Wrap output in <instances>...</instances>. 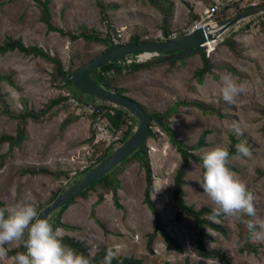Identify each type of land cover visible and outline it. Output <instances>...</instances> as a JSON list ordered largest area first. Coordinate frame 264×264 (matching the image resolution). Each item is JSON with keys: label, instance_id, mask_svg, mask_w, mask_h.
Here are the masks:
<instances>
[{"label": "rangeland", "instance_id": "374dc122", "mask_svg": "<svg viewBox=\"0 0 264 264\" xmlns=\"http://www.w3.org/2000/svg\"><path fill=\"white\" fill-rule=\"evenodd\" d=\"M202 1L206 3V0ZM0 3V43L6 36L19 38L24 45L41 47L50 56L58 57L65 68L72 69L81 66L90 56H95L105 49L104 44L86 43L81 38L71 42L67 36L48 31L45 24L39 20V9L34 0H0ZM99 3L103 10L100 9ZM189 4V0L178 2L179 14L183 18L187 16ZM49 6L52 23L56 27L73 31L84 25L87 29L99 32L101 36L119 31L124 42H127L133 26L146 25L152 30V22L159 20L158 11H154L146 0H51ZM234 11L233 8L223 10L219 19L230 16ZM190 14L186 23L192 18ZM156 30H153V34H156ZM146 38H151V33ZM227 38L235 41V51L225 44ZM208 46L211 50L213 44L209 43ZM196 54L197 60L193 59V54L184 59L180 58L171 69H168L170 65L167 62L157 65L152 72L150 67L127 75L125 80L119 81L120 86L125 89L126 96L150 111L161 112L177 100H196L217 110L203 113L193 106H179L169 118L170 127L186 144L196 143L202 132L208 130L209 133L205 137L208 145L193 151L200 157L204 151L216 146L228 148L232 135L237 139L236 145L245 143L252 153L251 157L231 155L229 164L234 169L230 170L247 183L248 188L255 194L258 213L264 214V30L243 32L240 28H232L225 32L223 40L218 42L208 55L205 53L215 67L212 73L203 77L201 83H198L193 75L195 67L201 66L200 55ZM51 71L52 63L43 57L23 55L18 50L0 55V74L8 76L12 82L10 84L7 80L0 81V94L7 104L8 112L20 115L24 110H29L39 114L44 105L49 100L61 96L63 90L70 91L81 100L82 93L77 88L67 84L68 82L63 83L64 87H61L59 80L51 79ZM226 73H230L238 82L247 84L248 90L239 97L235 105L226 104L218 94L221 78ZM94 79L99 81L96 76ZM89 99L100 105L106 102L94 97ZM106 104L113 108L112 103ZM57 106L60 111L53 118L40 123L27 119L25 138L19 147L10 150L6 142L0 144V155L10 152L5 159L0 157L3 162L0 164V201L5 203V208L24 200L38 207L48 202L53 192L61 187L60 179L54 180L42 174L23 176L19 173L21 168L36 166L51 171L65 170L68 173L73 166L79 164L77 161L83 158L82 147L85 145L81 140L86 137V128L77 123L61 129L60 122L70 110L60 107V104ZM115 108L123 112L125 110L120 106ZM54 109L55 107L51 111ZM233 120L248 124L243 136H236L227 130V123ZM134 121L137 125L136 119ZM16 126L17 119L3 112L0 104V135H14ZM157 128L154 130L159 132L158 136L148 137L144 142L154 185L151 198L158 208L161 221L167 224L165 229L183 245V252L168 248L160 235H157L152 243V252L146 248L147 233L152 232L154 220L142 200L145 176L138 162L124 167L119 175L120 188L117 190V199L121 208L116 207L110 192H105L103 200L96 204V197L101 191L98 186L89 192L86 199L76 198L75 202L62 212L61 220L74 229L58 227L62 230L61 236L68 235L82 241L91 256L98 251L112 248L118 251L117 257L140 259V264H185L186 259L191 264H212L214 260L216 264H220L216 259H205L197 254L193 245L192 218L183 214L179 221L175 219L172 188L180 156L170 144L168 136ZM121 144L122 142L115 144L109 152ZM64 158H68V167L61 164ZM199 165L200 163L194 160L189 161L185 175L184 201L196 209L202 206L211 208L206 195L199 187ZM85 171H79L69 182L75 181ZM91 213L102 226L91 220ZM216 221L220 222L227 234L222 235L207 229L214 238L213 242L208 244L210 247L226 251L231 264H264V242L251 240L258 247L255 254L240 252L237 246V221L223 216ZM17 246L6 245L8 256L0 260V264H12L11 258L15 254L11 251Z\"/></svg>", "mask_w": 264, "mask_h": 264}, {"label": "trees", "instance_id": "16d2710c", "mask_svg": "<svg viewBox=\"0 0 264 264\" xmlns=\"http://www.w3.org/2000/svg\"><path fill=\"white\" fill-rule=\"evenodd\" d=\"M38 9H39V20L45 24V27L48 31H55L60 33L61 35L67 36L69 38V41L74 42L78 39H83L86 41V43H100L105 45V49L109 48L112 44L110 41L111 34H106V36H101L99 32H96L94 30L87 29L86 26L81 25L80 27H77L76 30H65L61 27H56L52 23V15L50 11V2L51 0H34ZM152 7L157 9L160 14L162 15V22L159 25L160 27V37L158 38H146V36L149 34V29L145 27L144 25H135L133 26L132 32L129 34V37L127 39V42H141L145 40H164L167 39L168 35L171 32V29L169 27V20L172 13V2H168L167 0H146ZM2 3H0V6ZM100 9L103 10L102 5L99 3ZM245 8H235L236 11H243L246 10ZM191 13V14H190ZM189 14L191 15V22L196 16L192 12V10H189ZM264 14V12H263ZM188 22V23H189ZM125 43V42H124ZM225 44L231 49L232 51L236 50V44L235 41L231 38H227L225 40ZM18 50L23 55H32V56H39L43 57L49 62L52 63V71H51V79L53 81L59 80V83L61 87L63 86V83L68 82L71 75L80 67H77L76 69H72V67L65 68L62 61L55 56H50L47 52H45L41 47L36 45H24L22 41L18 39H13L10 36H6L4 40L0 43V55L5 54L8 51ZM194 53L193 52L185 56H179V57H170L168 60H162V61H154V62H135L132 63L130 66L126 67L124 70L123 67H121L117 61H110L107 63H104L99 68L95 70V76L96 78H99V81L97 83L104 88L114 91L117 94L125 95V89L120 85V82L125 78L127 75H132L136 71L146 70L152 66H157L162 63H167L170 65L168 69H171L172 66L178 59H184ZM201 58V66L198 68H195L193 70V75L196 78L198 83H201L203 81V77L206 74L212 73L213 68L215 67L211 62L208 56L205 55V53H198ZM94 56H90L85 62H83L81 65L88 62L90 59H92ZM119 59V58H118ZM72 66V65H71ZM233 73H235V70H231ZM106 72H109V75L106 74ZM1 80H7L8 83L12 84L10 78L5 75L0 74V81ZM97 80V79H96ZM120 81V82H119ZM126 96V95H125ZM128 97V96H126ZM129 99L133 100L137 105H140V107L145 110L150 116V131L148 135L145 138V141L148 137H157L159 132L155 131L153 126H157L159 128V131L164 132L171 142L170 144L175 148V150L179 153L180 156V164L176 168L174 176H173V188H172V203L175 206V219L179 221L182 217V215L190 216L193 221V234H194V241L193 245L198 255L202 256V258L205 259H216L220 264H231L228 260L229 256L226 251L216 248V247H210L208 244L213 242L214 238L213 236L207 232V229H211L213 231L219 232L222 235H226L227 232L225 228L220 224V222L213 221L209 219V216L211 215V208L202 206L198 209L194 208L193 205L185 203V191H184V185L186 184L185 175L187 173V169L189 166V161L194 160V162L200 163V156L194 154V150L200 149L202 147H205L208 145V143L205 141L206 135L209 133L208 130H205L202 132L201 136L199 137L198 141L193 144H186L183 142L182 139H180L175 131L170 127V121L169 118L177 111L179 106H193L196 107V109H199L203 113H211L216 112L214 109H212L210 106L198 102L196 100H177L174 103H172L170 106H168L165 110L158 112V111H150L147 108H145L141 103L137 102L136 100L128 97ZM65 97L63 95L58 96L56 98H53L49 100L46 105H44V108L37 113H33L29 110H24L20 115L9 113L7 109V104L5 103L2 95L0 94V104L2 106L3 112L7 113L9 117L13 119H17V126H16V132L14 135H8V134H2L0 135V144L6 142L8 144V148L11 150L13 147H19L21 142L25 138V124L28 118L32 119L36 122H43L46 119L53 118L58 114L60 111L58 108V104L61 103L62 100H64ZM111 104L110 102H104L101 104V109L103 110V113L107 117L109 123L114 127H122L127 126V131L125 135L123 136L121 142L123 143L125 139L131 135L133 130L130 128V125L128 122L133 119L131 113L128 110L121 111L119 109H116L115 106L113 108H110L108 104ZM107 106V107H106ZM55 107L53 111L51 109ZM67 109L69 108L68 114L65 116V118L60 122V128L62 129L69 123L75 121L76 119L80 118V115H77L74 113V111L68 106L65 105ZM117 107V106H116ZM110 110H112V113H110ZM47 112H49L47 114ZM46 114V116H45ZM45 117V118H44ZM92 136L89 135L85 139L81 140V142L84 143H92ZM120 142V143H121ZM236 142L237 139L231 136V144L228 146V151L230 153V156L233 154H238L236 152ZM100 152L99 155L96 156V154ZM8 153H4L0 155L1 159H5ZM109 149L102 147L101 143H97L93 145V152L88 157V160L95 161L94 163H97L104 157H106L109 154ZM2 160L0 161V164H3ZM133 162H138L139 166L142 167L144 170V176H145V187L143 191V202L147 205V207L150 210V213L152 215V218L154 220V228L152 232L147 233V239H146V248L152 252V243L157 235H160L166 246L168 248H172L178 252H183L184 248L183 245L177 240V238L174 235H171L165 227L167 226L166 223L162 222L160 219L159 211L156 206V204L152 201L151 194L154 190L153 185V178H152V171L151 166L149 162V157L147 154V148L144 144L140 145L135 151H133L130 155L122 159L117 165H115L112 169H110L107 173L104 175L98 177L91 185H89L86 189L82 190L81 193L79 192L74 198H72L70 201L62 205L60 208H58L55 211H52L49 215L48 222L53 226V228H64V229H74L73 226L68 225L64 223L61 220V214L62 212L71 204L75 202L76 198H83L86 199L88 197L89 192L93 191L98 186L101 188V191L98 192V196L96 197L95 203H99L103 200L105 192H110L112 195V199L116 207L121 208V204L118 202V196H117V190L120 188L119 183V175L123 171L124 167L127 165L132 164ZM92 166V165H91ZM91 166H89L86 170H88ZM228 167L231 169H234L230 164H228ZM19 173L21 175L31 174V175H46L50 176L54 180H65L68 178V173L65 170H55L51 171L45 167H24L19 170ZM261 174L260 172H258ZM73 181V180H72ZM67 182L65 185L62 183L60 188L53 192L51 198L48 202H46L43 205H40L37 208V211L42 209L46 204L50 203L56 196H58L61 192H63L68 184H71L73 182ZM69 186V185H68ZM0 208H5V203L3 201H0ZM53 213V214H52ZM90 218L95 223L99 224V226H102V223L95 217L93 213H91ZM222 216L218 217L217 219H221ZM237 246L238 250L240 252H247V254L250 253H257L258 247L257 245L253 244L251 242V237L248 233V230L246 229L245 225L242 222L237 221ZM63 243L76 249L77 251L84 253L86 256L94 257L93 264H100V261L102 260L103 256L105 255V251H98L97 253L91 255H88V252L86 250V247L84 246V243L82 241H78L74 237H70L68 235L61 236ZM24 249L22 246H17L14 248L11 252L16 254L19 251H23ZM140 259H134L131 257H116L112 261V264H140ZM185 264H191L187 259L184 261Z\"/></svg>", "mask_w": 264, "mask_h": 264}, {"label": "clouds", "instance_id": "9594fccd", "mask_svg": "<svg viewBox=\"0 0 264 264\" xmlns=\"http://www.w3.org/2000/svg\"><path fill=\"white\" fill-rule=\"evenodd\" d=\"M247 90L246 83L226 73L221 78L218 94L226 104L235 105ZM226 127L234 135L243 136L248 124L233 120ZM236 152L245 158L252 155L243 142L236 145ZM229 160L228 149L221 146L204 151L200 157L198 183L211 206L209 219L216 221L223 216L242 222L252 240L264 242V214L258 213L255 194L247 183L228 167ZM61 231L42 218L28 200L0 208V260L8 256L6 245L16 244L24 250L11 258L12 264H93L94 257L63 243ZM117 255V250L107 248L100 264H112Z\"/></svg>", "mask_w": 264, "mask_h": 264}, {"label": "water", "instance_id": "95a60500", "mask_svg": "<svg viewBox=\"0 0 264 264\" xmlns=\"http://www.w3.org/2000/svg\"><path fill=\"white\" fill-rule=\"evenodd\" d=\"M264 12V3L254 5L246 10L240 11L231 17L221 19L217 22V31L210 32L207 29H195L182 33L175 38L164 40H145L141 42H125L113 44L104 49L85 64L81 65L69 78L67 84L73 85L82 94L97 98L101 101L110 102L115 106L123 107L128 110L137 125L131 135L118 147H116L106 157L93 164L80 177L71 183L63 192H61L50 203L46 204L38 211V214L45 219H49L52 211L60 208L62 205L74 198L79 192L86 189L98 177L107 173L122 159L135 151L143 142L150 131L151 116L137 105L133 100L125 95H120L114 91L108 90L99 85L95 77V70L104 63L116 61L118 58L137 52H157L154 59L144 62H154L168 60L170 57L185 56L193 52L205 53L207 42L214 40L215 37L226 31L237 21ZM85 100V99H81Z\"/></svg>", "mask_w": 264, "mask_h": 264}, {"label": "built area", "instance_id": "2783aa9c", "mask_svg": "<svg viewBox=\"0 0 264 264\" xmlns=\"http://www.w3.org/2000/svg\"><path fill=\"white\" fill-rule=\"evenodd\" d=\"M200 9L197 11V16L189 23H185L180 29L171 31L168 35V38H175L178 35L182 33H186L189 31H193L197 28L199 29H207L210 32L217 31V22L221 19H225L228 17L233 16L234 14L238 13V11H234V13H231L230 16L224 17L219 19L220 13L228 8H250L254 5L263 4L264 0H198ZM240 12V11H239ZM242 29L243 32H260L264 30V14L263 12L259 14H255L246 18H243L239 21H237L234 25L229 27L226 31L222 32L221 34L217 35L214 40H210L208 42H211L213 44L212 49L209 50L208 42H207V48L205 53L208 55L214 47L217 45L218 42H221L223 40V34L225 32H228L230 29ZM160 37V35H159ZM110 41L112 44H118L122 43L124 40L122 39L121 32L117 31L114 34H111ZM132 55L128 54L125 55L123 59H117V63L123 67L125 70L126 67L130 66L132 63L135 62H144L149 59H154L159 53L157 52H137V53H131ZM107 75H109V72H106ZM62 95L65 97L64 100L61 101L60 107H64L65 105H68L75 114L80 115L81 117H85L89 119L90 124V132L89 135L92 136V143H84L85 146L82 147L83 149V158L77 161L75 166H73L69 172H68V178L63 180L62 183L65 185L67 182H69L74 176L78 174L80 171L83 172L86 170L89 166L95 164L93 160H88V157L93 152V145L97 143H101L102 147L111 149L115 144L120 143L123 136L125 135L127 131V126L122 127H114L112 126L105 114L103 113V110L101 109V105L95 101L92 100H79L75 96H73L70 91H62ZM115 106V105H113ZM110 113H112V110H110ZM130 125V128L134 130L135 128V121L134 119L130 120L128 122ZM153 128H157V126H153ZM158 129V128H157ZM88 135V136H89ZM100 152L96 154L99 155ZM78 158V157H77ZM72 161H74L72 157Z\"/></svg>", "mask_w": 264, "mask_h": 264}, {"label": "crops", "instance_id": "0c3cea01", "mask_svg": "<svg viewBox=\"0 0 264 264\" xmlns=\"http://www.w3.org/2000/svg\"><path fill=\"white\" fill-rule=\"evenodd\" d=\"M168 2H172V13H171V17H170V20H169V27L171 29V31H174V30H177L180 28V26H182L184 23H186V21L189 19V11L187 13V16L186 18H183V16L181 14H179V11H180V8H179V5H178V2L179 0H167ZM190 1V9L193 11V13L195 14V16H197V11L200 9V5H199V2L198 0H189ZM189 9V10H190ZM153 10L155 11V8L153 7ZM157 10V9H156ZM158 11V10H157ZM159 13V14H158ZM157 15H158V21L157 22H152V30L147 27L146 25H144L145 27H147L149 30V34L151 33V38H158L159 35H161L160 33V27L159 25L161 24L162 22V15L160 14V12L158 11ZM179 27V28H178ZM157 29V30H156ZM151 30V31H150ZM153 30H156V34H153ZM148 34V35H149ZM193 59L197 60L198 59V55L196 53L193 54ZM198 67V66H197ZM195 67V68H197ZM157 68L156 66H152L151 67V72ZM199 68V67H198ZM137 73V71L135 72ZM139 73V72H138ZM125 80V79H124ZM120 86V85H119ZM122 86V85H121ZM126 95V94H125ZM81 98L80 99H85V100H89V97L88 95H81L80 96ZM84 120V121H82ZM87 120V121H85ZM80 124L84 129L86 128V137L88 136L87 134H89L90 132V124H89V119H76L75 121L69 123L67 126L69 125H72V124ZM84 137V139L86 138ZM63 162V163H62ZM61 162V164L65 167H68L69 165L68 164V158H64L63 161ZM66 162V163H65ZM67 165V166H66ZM24 176V175H23ZM83 199V198H82Z\"/></svg>", "mask_w": 264, "mask_h": 264}, {"label": "bare ground", "instance_id": "6f19581e", "mask_svg": "<svg viewBox=\"0 0 264 264\" xmlns=\"http://www.w3.org/2000/svg\"><path fill=\"white\" fill-rule=\"evenodd\" d=\"M211 43V42H208V44Z\"/></svg>", "mask_w": 264, "mask_h": 264}]
</instances>
